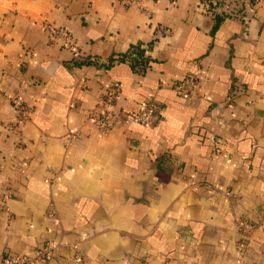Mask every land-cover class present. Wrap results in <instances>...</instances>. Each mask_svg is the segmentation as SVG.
I'll return each mask as SVG.
<instances>
[{
    "label": "crops",
    "instance_id": "crops-1",
    "mask_svg": "<svg viewBox=\"0 0 264 264\" xmlns=\"http://www.w3.org/2000/svg\"><path fill=\"white\" fill-rule=\"evenodd\" d=\"M202 2L0 0V262L49 246L47 264H234L242 244L264 264V0L217 25ZM134 45L143 71L120 59ZM112 83L113 110L153 104L152 125L97 131Z\"/></svg>",
    "mask_w": 264,
    "mask_h": 264
},
{
    "label": "built area",
    "instance_id": "built-area-1",
    "mask_svg": "<svg viewBox=\"0 0 264 264\" xmlns=\"http://www.w3.org/2000/svg\"><path fill=\"white\" fill-rule=\"evenodd\" d=\"M148 0H115V4L118 7H126L128 5H135L137 8L142 9L143 4ZM221 1V7L216 8L219 11L230 15V13L235 12L239 9L238 4L229 3ZM251 0H236L237 3L241 6L244 2ZM206 9L208 10V5ZM231 4V5H230ZM237 5V7H234ZM209 11V10H208ZM40 29L46 34L50 44H59L61 47L74 50L77 48L74 37L65 26H58L52 23L43 22L40 26ZM198 77L196 75L184 76L180 79L173 81L172 89L174 93L179 97H188L190 96L197 84ZM119 92V84L112 83L109 85L105 91L99 95L97 99L96 112L92 116V121L101 135H107L110 133L114 127L121 123L123 126H149L152 125L156 119L157 108L150 103L141 105V107L132 113H125L122 111H114V100L117 97ZM10 102L15 111V122L10 125V129L17 131L19 126L24 122V119L29 112V107L25 105L20 99L18 94L10 98ZM9 196L8 194L6 195ZM244 246L241 244L237 248L236 257L234 264H249L245 261L244 256ZM52 260V252L49 246L38 249L35 254L31 257L26 256H8L3 258L0 264H47ZM81 259L75 257L73 259V264H79Z\"/></svg>",
    "mask_w": 264,
    "mask_h": 264
},
{
    "label": "trees",
    "instance_id": "trees-1",
    "mask_svg": "<svg viewBox=\"0 0 264 264\" xmlns=\"http://www.w3.org/2000/svg\"><path fill=\"white\" fill-rule=\"evenodd\" d=\"M204 3L208 5L209 13L211 14L212 18L216 20V25L225 18H228L229 15L219 11V13L215 10L216 8L221 7L220 0H203ZM151 44L147 46L149 49ZM145 48H142L140 45L131 46L127 54L121 57V60H125L129 63L133 71L139 72L146 69L148 66L149 60L145 56ZM86 64V62H85Z\"/></svg>",
    "mask_w": 264,
    "mask_h": 264
},
{
    "label": "rangeland",
    "instance_id": "rangeland-1",
    "mask_svg": "<svg viewBox=\"0 0 264 264\" xmlns=\"http://www.w3.org/2000/svg\"><path fill=\"white\" fill-rule=\"evenodd\" d=\"M223 1H225V2L228 1L229 3H234V4H238L239 5V3L236 2V0H223ZM234 7H237V5H235Z\"/></svg>",
    "mask_w": 264,
    "mask_h": 264
}]
</instances>
